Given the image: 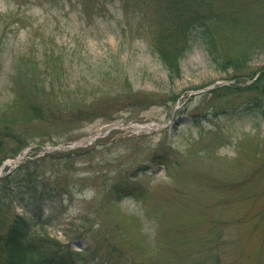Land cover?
Listing matches in <instances>:
<instances>
[{"label": "rangeland", "instance_id": "374dc122", "mask_svg": "<svg viewBox=\"0 0 264 264\" xmlns=\"http://www.w3.org/2000/svg\"><path fill=\"white\" fill-rule=\"evenodd\" d=\"M207 1L243 22L264 12ZM124 12L121 0H0V172L17 178L0 185L18 188L0 200L57 264H264L258 93L201 42L171 74L145 29L155 12ZM263 68L264 54L249 71Z\"/></svg>", "mask_w": 264, "mask_h": 264}, {"label": "trees", "instance_id": "16d2710c", "mask_svg": "<svg viewBox=\"0 0 264 264\" xmlns=\"http://www.w3.org/2000/svg\"><path fill=\"white\" fill-rule=\"evenodd\" d=\"M251 4V0L243 2V5ZM121 5L126 17L130 12L138 11L142 17L148 16L147 12H155L149 19L152 23L145 29L152 34L151 43L171 74L175 71L180 73L182 48L186 50L193 43L201 42L213 63L224 73L229 74L231 80L240 82L245 76L250 81L253 80L247 88L256 91L258 95L256 101L248 108H256L259 114L264 115V100L259 95L264 94V68L260 70L261 74L256 80L254 73L249 71L250 63L264 54V12L259 15L258 9L249 11V21L243 22L235 10L225 8L216 10L207 0H121ZM260 5H264V0ZM130 7L132 9L128 11ZM146 16L143 19L146 20ZM164 16L168 18L167 23L163 22ZM256 22H259L260 26L251 31L244 25L249 26L248 24L252 23L253 27ZM0 149H3L1 143ZM14 176L13 174L6 176L5 179H10L9 182L5 179L1 181L5 180L12 185L11 179H17L13 178ZM2 189L5 194H11L18 188L0 185V190ZM113 191L119 198L124 194L119 187H114ZM41 196L48 197L45 194ZM24 202L21 197L19 203L26 206ZM10 204L0 200V231L9 224L11 226L7 237L0 233V264H41L44 261L47 264H55L46 261L44 239L35 238L31 241L28 221L16 214L9 215Z\"/></svg>", "mask_w": 264, "mask_h": 264}]
</instances>
